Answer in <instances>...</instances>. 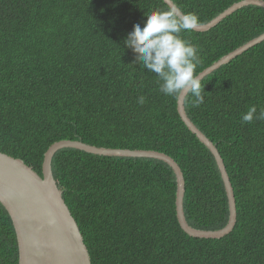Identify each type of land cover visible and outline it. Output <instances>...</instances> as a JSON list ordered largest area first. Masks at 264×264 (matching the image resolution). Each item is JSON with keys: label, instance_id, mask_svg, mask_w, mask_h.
<instances>
[{"label": "trees", "instance_id": "trees-1", "mask_svg": "<svg viewBox=\"0 0 264 264\" xmlns=\"http://www.w3.org/2000/svg\"><path fill=\"white\" fill-rule=\"evenodd\" d=\"M241 0H174L205 24ZM164 0H0V152L42 175L55 142L166 153L185 180L183 211L194 228L218 230L228 198L210 150L183 123L178 97L133 63L124 45ZM264 31V8L243 6L207 30L182 33L199 49V73ZM204 103L187 116L217 147L230 178L236 223L221 238L179 225L176 176L150 157L59 149L51 172L92 264H264V40L204 76ZM143 96L145 102L138 103ZM16 232L0 202V264H19Z\"/></svg>", "mask_w": 264, "mask_h": 264}, {"label": "water", "instance_id": "water-1", "mask_svg": "<svg viewBox=\"0 0 264 264\" xmlns=\"http://www.w3.org/2000/svg\"><path fill=\"white\" fill-rule=\"evenodd\" d=\"M168 5L169 0H164ZM257 5L264 8V0H241L232 4L205 24H198L194 30H207L215 26L235 10ZM264 40V31L242 46L221 57L203 69L202 78L227 63L236 55ZM198 73V74H199ZM185 96L177 99V111L186 127L213 154L222 177L228 198L229 218L227 224L218 230H203L192 227L183 211L185 180L178 163L169 155L155 150H131L105 148L89 145L78 140H60L45 152L42 175L28 166L22 159L0 152V202L9 212L16 232L19 264H92L83 235L69 207L63 199L53 173L51 161L62 148H75L92 154L128 157H150L165 161L176 176V215L182 230L191 237L221 238L228 234L236 223V204L232 184L223 159L215 144L187 116Z\"/></svg>", "mask_w": 264, "mask_h": 264}, {"label": "clouds", "instance_id": "clouds-1", "mask_svg": "<svg viewBox=\"0 0 264 264\" xmlns=\"http://www.w3.org/2000/svg\"><path fill=\"white\" fill-rule=\"evenodd\" d=\"M199 23L192 12H182L169 0L165 8H155L147 15L143 27L137 23L124 39V45L135 54L133 63L156 74L160 82V92L165 96H190L191 105L199 107L204 103L202 76L196 72L200 64L199 49L182 33L191 32ZM145 102L143 96L138 103ZM242 122L251 123L255 119L264 120V107L257 113L252 105L242 114Z\"/></svg>", "mask_w": 264, "mask_h": 264}, {"label": "rangeland", "instance_id": "rangeland-1", "mask_svg": "<svg viewBox=\"0 0 264 264\" xmlns=\"http://www.w3.org/2000/svg\"><path fill=\"white\" fill-rule=\"evenodd\" d=\"M182 171V170H181ZM183 173V172H182Z\"/></svg>", "mask_w": 264, "mask_h": 264}]
</instances>
